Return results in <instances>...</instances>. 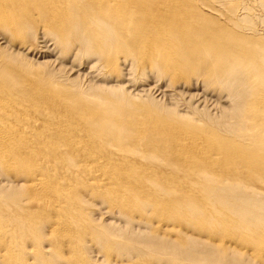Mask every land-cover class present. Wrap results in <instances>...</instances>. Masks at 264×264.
<instances>
[{"label": "bare ground", "instance_id": "6f19581e", "mask_svg": "<svg viewBox=\"0 0 264 264\" xmlns=\"http://www.w3.org/2000/svg\"><path fill=\"white\" fill-rule=\"evenodd\" d=\"M256 3L0 0V264H264Z\"/></svg>", "mask_w": 264, "mask_h": 264}, {"label": "rangeland", "instance_id": "374dc122", "mask_svg": "<svg viewBox=\"0 0 264 264\" xmlns=\"http://www.w3.org/2000/svg\"><path fill=\"white\" fill-rule=\"evenodd\" d=\"M223 1H227V0H223ZM256 1L257 0H245V2H247L248 4H250L253 8L255 7L256 9H257V3H256ZM150 86H151V83L149 82L148 83ZM154 90H153V92H152V96L154 97V98H160V99H162V100H165V99H163L162 98V95L163 94H161L162 92H163V90H164V87L162 86V88H158V86H157V88L155 87V88H153ZM185 91H188V90H185ZM194 91V92H193ZM201 91H195V90H192V91H189L188 93H191V94H198V93H200ZM199 97V96H198ZM198 97H195L193 100L195 101V103L196 104H198ZM199 101H201V100H199ZM199 105V104H198Z\"/></svg>", "mask_w": 264, "mask_h": 264}]
</instances>
